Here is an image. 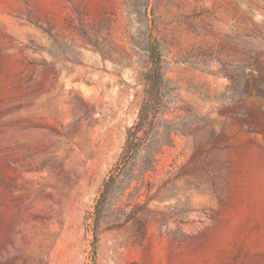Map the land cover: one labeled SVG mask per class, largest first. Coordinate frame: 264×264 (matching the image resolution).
<instances>
[{
	"label": "rangeland",
	"instance_id": "obj_1",
	"mask_svg": "<svg viewBox=\"0 0 264 264\" xmlns=\"http://www.w3.org/2000/svg\"><path fill=\"white\" fill-rule=\"evenodd\" d=\"M0 264H264V0H0Z\"/></svg>",
	"mask_w": 264,
	"mask_h": 264
},
{
	"label": "trees",
	"instance_id": "obj_2",
	"mask_svg": "<svg viewBox=\"0 0 264 264\" xmlns=\"http://www.w3.org/2000/svg\"><path fill=\"white\" fill-rule=\"evenodd\" d=\"M150 62L152 64V69L149 74L145 76V80L148 85H150L153 89H156L160 83V74H159V59L154 57L152 53L149 56ZM136 128L128 130L125 145L121 152L120 161H124L123 164H126L132 157L138 152L140 148V144L138 138L135 133ZM111 186H109L108 182L103 184V191L101 198H104L105 194L109 190Z\"/></svg>",
	"mask_w": 264,
	"mask_h": 264
}]
</instances>
